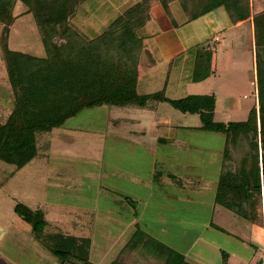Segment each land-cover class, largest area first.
<instances>
[{
    "label": "rangeland",
    "instance_id": "rangeland-1",
    "mask_svg": "<svg viewBox=\"0 0 264 264\" xmlns=\"http://www.w3.org/2000/svg\"><path fill=\"white\" fill-rule=\"evenodd\" d=\"M138 1L85 0L72 23L86 37L93 38L124 8ZM251 2L255 13L264 10V0ZM170 6L172 21L179 24L184 19L183 12L176 2ZM161 15L154 16V22L147 28L156 25L161 34L165 33L164 21L170 20ZM14 16L7 31L0 25V122L6 120L12 108V93L1 57L3 41H7L9 50L38 58L45 56L33 16L19 2L14 7ZM231 24L221 7L183 26L178 33L184 43L186 38L188 41L185 50L178 53L180 58L185 57L181 67H178V55L155 64L143 50L137 93L158 92L167 80V98L213 95L214 121L246 120L256 101L255 52L260 50L255 46L251 19ZM148 40H144V45ZM122 113L134 115L143 122L138 128H148L147 133L139 138L127 133L133 130L130 125L115 126L113 119L123 117ZM146 117L151 122L149 127ZM163 118L169 119L171 125L156 129L155 120ZM200 126L198 114L181 113L165 102L159 103L154 112L107 106L85 109L50 132H37V154L24 167L17 168L0 160V264H72L63 262L62 257L52 254L44 244L43 237L56 232L89 237L93 244L90 262L109 264L137 231L136 218L144 199L146 204L166 207L174 215V220H169L164 217L168 215L164 211L157 220L147 221L145 228L156 232L155 239L166 243L176 239L190 244L185 247L203 256L202 264H222L221 251L228 254L226 264L259 261L264 264V248H253L247 241L250 239L248 226L252 224L221 206H210L214 191H207L206 186L211 188L217 182L225 137L202 131ZM165 134L168 138L174 137V142L154 148V139L166 137ZM170 170L186 184L195 185L196 191L184 196L153 183L156 171ZM130 180L139 183L131 184ZM17 203L46 212L48 222L42 234L35 235L30 224L19 216L15 211ZM122 207L127 210L121 212ZM118 211L129 220L117 219ZM210 219L226 233L209 228ZM117 220L122 224L117 226ZM132 222L135 225L131 229L127 226ZM126 233L129 235L124 236ZM165 233L168 236L161 237ZM199 234L208 242L198 240Z\"/></svg>",
    "mask_w": 264,
    "mask_h": 264
},
{
    "label": "trees",
    "instance_id": "trees-1",
    "mask_svg": "<svg viewBox=\"0 0 264 264\" xmlns=\"http://www.w3.org/2000/svg\"><path fill=\"white\" fill-rule=\"evenodd\" d=\"M85 0H0V25L4 31L14 22V7L21 3L35 20L45 56L34 57L9 50L1 44L12 108L0 122V160L24 167L37 154V132H50L85 109L107 106L154 109L168 103L181 113L198 114L200 130L223 134L214 203L241 220L264 226V10L255 13L251 0H139L120 13L93 38L75 28L72 20ZM177 2L186 22L223 7L232 24L250 20L254 29L256 101L244 121H214L213 95L192 94L179 99L162 90L138 94L143 40L138 31L151 20L159 4L170 17L169 6ZM161 172L156 171L158 179ZM15 211L30 224L35 235L47 226L42 209L17 203ZM214 229L221 228L211 224ZM50 252L63 262L92 264L91 239L61 232L43 237ZM253 248L257 245L250 243ZM228 254L221 251L222 264ZM261 261L256 262L260 264ZM109 264H195L175 249L147 235L139 227Z\"/></svg>",
    "mask_w": 264,
    "mask_h": 264
},
{
    "label": "crops",
    "instance_id": "crops-1",
    "mask_svg": "<svg viewBox=\"0 0 264 264\" xmlns=\"http://www.w3.org/2000/svg\"><path fill=\"white\" fill-rule=\"evenodd\" d=\"M173 3H175V2H173ZM130 6H128V7H130ZM179 7H180V5H179ZM126 9L124 8V10H126ZM169 9H170V12H171V16L170 17L166 14V12L164 11V9L159 4L155 5L151 9V20H150V22L147 23L143 28H141L138 31V35L143 40V50H145V54L144 55H146L147 57L153 58V61L154 60L157 61V62L154 61L155 64H160V63H162L164 61H168L170 59V57H172L173 55H178V57H179V54H178V53H180L179 51H184L185 50V48H186V44L185 43L188 40L186 38L185 39L186 42L184 43V41L181 40V38H183V36L180 35V33H178V31L180 29H182L183 26H186L187 24H190V23H193L194 21H196V20H194L192 22H186V17H185V15L183 13L184 19L179 24H174V21H172V18H174V15H173V10H172L171 6H169ZM180 9H181V7H180ZM155 13H157V14H155ZM158 13L159 14H162L161 16H164V17L167 16V17H169V20H170L169 23H167L166 21H164V27L166 28V30H164L165 33H163V34H161L162 33L161 31L157 30L158 27H156V25L149 26L147 28V26L150 23L154 22L155 17H157L159 15ZM206 15H204V16H206ZM204 16H202V17H204ZM202 17H200V18H202ZM160 18L161 17H159V21L161 20ZM200 18H198V19H200ZM209 20L212 21L213 18H211ZM159 21H158V23H159ZM212 23H213V21H212ZM236 25H238V24H236ZM231 26H232V24H231ZM145 39H149V40H148V42L146 41V44L144 45V40ZM151 40H153V41H151ZM215 40L217 41V38ZM218 41H219V39H218ZM177 44H179V45H177ZM176 45H177V47H176ZM143 50H142L140 59H143V62H144ZM160 50H162V52ZM161 53H162V56H161ZM184 58L185 57L183 55L181 56V58L180 57L178 58V62H177L178 63V67H181V65H183V62H185V59ZM143 64H145V63H143ZM146 67L148 68V66H146ZM157 109H158V105H156L155 108L152 109V110H150V109L125 108V110H127V111L132 110V111H136V112L137 111L138 112H141V111L142 112H146V111H148V112H154V110H157ZM122 116L123 117H118L116 119H113V124L115 126L121 125V124H128V125H130V127L133 128V130H129L127 133L130 136L132 135V136H136V137H139V138L140 137H143L147 133L148 128H146V129H145V127L138 128V127L142 126V123L143 122H139L138 121L139 119H136V117L134 115H125L124 113H122ZM144 120L148 123V127H149L151 125V122L148 121V118L147 117ZM155 122L157 123V126L155 125V128L156 129L159 128V127H164L166 125H167V127H169V125H171L169 119H167V118H163L161 120H155ZM134 127H137V128H134ZM165 136H166V134H165ZM114 137L116 139L123 138V137H116V136H114ZM174 139H175L174 137L168 138V136H166V137L157 136L154 139V144H152V145L155 148L156 145L159 146V145L172 144L174 142ZM152 150L153 149H151V151ZM148 151H149V149H147V152ZM153 173H152V175H153ZM175 174H176L175 171H171V170L169 172H166V171H163L162 172L161 171V173L159 175V178L156 179L155 177H153L152 178V181H153V183L155 185H159V184H161L162 186L165 185L169 189L171 188L173 190V192L174 191H177V193L180 192L181 195H184V196H189V194H193V192L196 191L195 185H193V184H190V185L189 184H186L181 178L177 177V175H175ZM153 176H155V175H153ZM131 177H132V174H131ZM184 180L186 181V179H184ZM188 180H189V178H188ZM217 180H218V177H217ZM130 181H131V184H137V183H139V182H136V181H133V180H130ZM215 184L217 185V182L212 183L213 186H211V188H209L208 185L206 186L207 187L206 188L207 191H210V192L212 190L214 191V194L212 192L213 197L211 199V202H212L211 205H210L211 208H214V206H215L214 205L215 204L214 203V196H215V190H216V185ZM128 194H130V192ZM145 201H146L145 199L142 200L141 208H140V213L138 214V217L136 218V228L137 227L142 228L143 229V232L146 231V234L147 235H149V236H151V237L154 238L155 235H156V232H154L152 230L148 231L149 229L145 228L147 221L150 220V219H152V220L153 219H156L157 220L158 215L160 214V212H164V211H167V213H168V215H164V217L168 218L169 220H172L173 221L174 220V215H173V213L171 214L170 213V210L168 208H166V207L163 208V206H159V205L157 207H154L155 203H151V205H149V204H146ZM126 210H124L123 207L121 208V212H124ZM210 211H211V209H210ZM117 213H118V214H116L117 219L120 218L122 221H124V219H126L125 222H127L129 220V219L127 220V218H124L123 214H119L120 211H118ZM45 216H46V212H45ZM77 219L78 218H76L75 220H77ZM144 222H145V224H143V227H140V226H142V223H144ZM80 223H82V222H80ZM116 223H117V226L122 224L121 222H119V220H117ZM212 223H213L212 222V219H210L208 221L209 228H213V227H211V224ZM134 225H135L134 222H132L127 227L130 226L131 229H132V226H134ZM248 227H249V231H250L249 232L250 233V235H249L250 236V239L247 240V241H249L248 243H253V244L257 245L258 250L263 249L264 248V226H258V225L252 224V225H249ZM73 229L75 230V227H73ZM162 230L159 229V231H162ZM123 235L124 236H127L129 234L126 233V234H123ZM165 236H168V233L166 235L161 236V237H165ZM130 237H131V235H130ZM197 239L198 240H201L203 242L204 241L205 242H208V240H205V238L201 234L198 235ZM126 242H125V244H126ZM161 242L163 244L167 245L168 247H171V248L175 249L176 251L184 254L186 256V259L188 261H191L192 263H194L195 260H196V262H199V263H195V264H202V263H200V261L201 260L202 261L205 260V258L203 256H199V255L195 254L194 252H192L190 247L189 248L185 247L186 245L188 246L190 244H184L185 243L184 241L183 242H180V241H177L176 239H172V242H170V243H166V242H163V241H161ZM92 245L93 244H92V241H91V251H92ZM120 249H119V251H120ZM117 253H116V255H117ZM116 255H115V257H116ZM254 256L255 255L253 254V258H254ZM110 262H108V263H110ZM3 263H5V262H3ZM8 264H9V262H8Z\"/></svg>",
    "mask_w": 264,
    "mask_h": 264
}]
</instances>
